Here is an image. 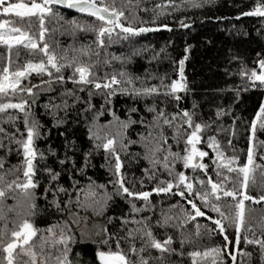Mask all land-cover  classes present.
I'll use <instances>...</instances> for the list:
<instances>
[{
	"label": "trees",
	"instance_id": "16d2710c",
	"mask_svg": "<svg viewBox=\"0 0 264 264\" xmlns=\"http://www.w3.org/2000/svg\"><path fill=\"white\" fill-rule=\"evenodd\" d=\"M18 2V0H12ZM19 2L31 3V0H19ZM39 2V0H37ZM258 0H214V3L205 5L201 8H188L186 5L180 9L173 11L172 7L165 6V0H104V4L108 6H115L118 10L124 12V18L121 23L128 26V20L136 27H147L150 29L158 28L159 24H167L168 29H158L156 31H149L140 33L138 36L130 37L128 39L113 37L118 42L109 43L108 37L105 35V47L97 50L95 45V35L91 31H84L79 28L74 29L71 24L66 23L75 20L78 24H83L87 27L90 24L99 26V22L94 18L87 16V14L77 13L74 9L63 8L61 5H56L55 12L59 16L45 17L44 43L49 45L48 51L54 54L59 63L67 65L68 62H74L72 68L64 67L60 75L64 79L57 82L54 77L56 76L55 70H52L53 79L52 90L48 92H40L37 97L32 98L27 93L11 90L7 94L0 93V103H17L19 99L26 98L28 100V107H31L32 115L43 125V133H50L43 136L41 139L33 141L34 150L36 151V158L34 159V173L35 180L39 181V187L36 191V209L35 214L31 215L32 211L29 208V203L25 200L23 193L20 189L15 187L14 181L18 177L22 178L23 175V150L20 145L15 141L10 142L7 138L0 137V159L3 160V166L0 167V175L4 176V180L0 181V188L5 189V195L0 197V229L4 231V235L0 236V241L6 242L10 238V233L13 230H18L19 224L25 219H28L37 230H45L43 235L47 237V229L49 226L62 223L64 226L70 225L74 230L75 243L71 244L72 252L70 253L75 264H100L96 258V251L99 248L102 251H116L115 240L107 244L101 243L104 240V229L107 228L108 234L111 235L117 232L119 228V218L123 214H129L128 218L131 219V209L127 198L120 196H113L111 201L103 208H97L96 201L99 200L104 191L109 193L113 192L114 186L109 184L112 173L108 170H114L115 158L110 154L108 159H105V150L103 147L96 149L93 147V142L88 138V129L85 125L83 117L79 118V123H69L68 127L53 126L51 117L46 114L45 109L41 105L45 103L60 104L62 103L61 93H66L67 90H73L76 95H80L81 100L89 99L88 93L91 90V85H74L69 76L73 75V70L76 64L86 65L89 67L91 78L99 82L105 78H110L116 75L121 79L120 72L124 71L128 77L133 81L132 86H127L121 80L120 88L129 87V91L134 89L159 86L161 84L160 77L165 76V85H170L172 80H177L179 83L184 84L186 90H180L175 95L179 96L176 100L175 96H165L163 94H152L148 97H143L138 100V104H133V97L129 95H122L119 91L111 98V103L104 109H101V104L104 103V94L97 93L91 97V103L95 107V112H89L87 120L92 121V116L101 113L97 116L96 125L93 129L99 139L96 143L103 144L105 138L114 139L115 148L118 152L122 170L121 174L127 177L125 185L129 188H134L135 191H148L149 208H152L150 213L147 209L142 210L136 214V219L142 217H149V223L153 225L152 231L157 239L163 241L166 236L173 238L171 247L176 251H182L183 255H177L173 252L171 255L164 253V264H192V257L188 255L189 252L199 251L204 252L205 248L217 247L223 242V237L213 235L208 237L206 229H201L202 235H196V225H204L207 223L205 218H195L188 220L186 224L178 228L155 227L156 221L160 218L162 212H166L168 216L174 217L173 223L179 225V209H171L169 206L181 201L179 196H173L171 193L165 196L164 194L151 193V187L156 185L158 180H165L168 178V173L165 171L163 174L157 175L154 180L143 181V186L139 178L144 175L143 169L148 168V162L144 159L145 150L139 144H128V140H138V133L144 132L147 135V129L139 125L130 126L129 129L123 131L125 139H121L120 127L118 123H109L113 121V115L109 114V109H112L113 114L119 117L120 120H125L127 117L124 113L129 107H139V115L133 116V119L138 120L140 115H144L148 120H151V115L144 111L146 106H154L157 110L163 108L167 115L177 113L182 110L195 111L197 113V121L202 117L204 121H208L209 117L215 119V106L232 105L234 115L240 117L235 125V133L229 127L232 122V117L229 116L219 122L212 129L205 130L201 139L203 143H198L197 147L209 153L205 158L199 160L198 163H205L209 165L208 174L204 175L198 173L200 179L207 181L209 177L214 182H219L223 175H229L231 182L225 185L226 190L240 191V182L243 177L237 172L227 173V169H222L221 176L217 177L216 172L212 169L217 165L212 164L213 149L208 148V137L216 134V139L219 146V151L223 153L224 158L235 156L236 161L232 165L233 168H238L247 160L248 154V140L246 130L250 126L251 118L259 107V102L264 99V90L259 86L256 88H248L245 90V84L248 82L242 80L239 71L243 67L248 71L256 69L258 66L255 63L258 59H264V18L260 16H239L241 12L251 11L256 5ZM181 0H168V4H180ZM260 4H264V0H259ZM160 5L157 9L155 6ZM144 9H147L146 11ZM164 13L158 15L157 13ZM168 13H171L170 15ZM239 18L237 19V17ZM135 17V18H134ZM155 17V22L153 18ZM0 19H10L13 21L11 26L19 27L21 30L28 31L29 35L33 36L39 41V19L33 17H14L4 16L0 14ZM183 20L184 23L191 25L189 28L184 29L178 26L179 22ZM31 25V27H29ZM118 32L119 30H114ZM189 46V51L184 52L185 46ZM43 47V44H39ZM87 49L88 54H84ZM144 49H147L146 51ZM163 50V51H162ZM8 49L4 45H0V73L3 71V64L8 58ZM139 52V55L133 53ZM98 52V55H97ZM19 53V56H17ZM113 57H116L113 59ZM235 57V60L232 58ZM11 59L14 63L10 64V71H15L16 67H22L25 62H44L47 64V59L43 53L36 50L25 49L23 46H15L11 51ZM184 59L183 78L180 76L179 60ZM105 60L108 62L105 63ZM227 73H233L228 75ZM78 78V77H77ZM47 74L32 73L27 79H23L21 83L30 87L35 82L41 80H49ZM258 85V82H257ZM20 87L19 85L17 86ZM117 87V86H113ZM81 88L83 91L81 92ZM224 89L226 91L217 94V90ZM240 91L239 99H236L235 90ZM95 91V90H93ZM71 98H67L69 105L72 103ZM35 101V103H33ZM207 101V102H206ZM235 101V103H233ZM195 105V108L193 107ZM86 107L81 104L75 111H80V108ZM212 109L211 111L209 109ZM27 110V108H26ZM60 116L64 113L60 112ZM10 117H17L15 126ZM32 117H29L31 123ZM71 120V117H69ZM177 123H179V116H177ZM0 127L5 132L14 134L16 140L24 137V116L17 110L6 109L0 112ZM194 127V125H193ZM217 127L227 128V132L221 131L217 133ZM17 129L19 131H17ZM169 136V143H171V130L166 129ZM181 133L191 131L187 126L180 129ZM60 132L69 133L68 139L74 141L77 148V159L79 163L77 167L83 165V153L88 149H92L89 160V166L84 169L82 176L76 175L74 180L79 181L77 188L81 189L79 198L71 203L73 212L85 216L94 222L103 223V234L97 239L82 241L79 234L74 229L73 223L68 215V208L65 202L72 200L77 193L72 191L59 197L60 207L56 208L49 204L53 199L49 194L47 200L43 199L44 188L43 185L47 183V177L44 176V168H52L55 161L62 158L64 152L63 144L64 138L59 135ZM229 138L231 145L229 146ZM186 139V136L183 137ZM183 139L177 148L176 144H172L171 151H180L183 155L184 143ZM121 143L127 145L125 149L121 148ZM57 149L61 153L60 157H53L49 153V149ZM43 154V159H41ZM138 154V155H137ZM264 131L260 130L257 124V131L254 135L253 141V164L250 167L253 171L249 175L248 187L245 189L247 195H251L255 200H259L260 195H264ZM159 160L164 159V155L160 154ZM218 163H221V158H217ZM103 165V167H102ZM169 166L172 167L171 162ZM259 166V167H257ZM175 171H185L187 176H193V169H184L183 164L174 166ZM159 170V165L157 166ZM15 169V170H14ZM55 170H59L57 167ZM89 178L95 182L96 185H105V189L90 188ZM67 178L60 180V186L66 189H71V182H66ZM11 183L12 188L7 189L5 186ZM199 187V185H197ZM178 189L174 188L173 191ZM87 192L94 194L89 197ZM253 199V200H254ZM239 199L232 200L231 198H221V210L226 215L235 214V204ZM245 201L244 202V227H249V238L264 239L262 229H264V203ZM158 201L160 203H158ZM137 208L145 203L143 200L133 201ZM198 206L199 201H196ZM190 208V205H186ZM207 211V210H205ZM194 215V214H193ZM219 218V214H214ZM109 217H117L116 221L109 222ZM115 225V226H113ZM131 227V225H129ZM55 234L60 233V228H55ZM126 231V229H125ZM123 232L118 235H123ZM181 239H184L183 246ZM234 242V236H230ZM139 238L136 239L135 245L140 247ZM40 233L33 237L29 246L32 247L36 254L43 256L45 264H56L53 257L59 253L52 249L49 254V249L44 247L41 251ZM128 243L121 241L120 250L127 253ZM63 248V245L60 246ZM239 248L245 252H251L252 256L249 264H261L259 248L252 245H245L243 242L239 244ZM14 251V264H24L25 261L31 264V260L20 253L17 248ZM79 253V257H77ZM145 256L156 257L161 255L156 250H151L150 253L145 252ZM226 255V254H225ZM4 253L2 252V243H0V264H6L3 259ZM135 259V257H132ZM241 256L237 255L236 264H240ZM213 257L209 256L204 259L197 258V264H212ZM151 264V262H150ZM159 264V262H156ZM229 264L232 261L229 260Z\"/></svg>",
	"mask_w": 264,
	"mask_h": 264
},
{
	"label": "snow or ice",
	"instance_id": "6c2138e0",
	"mask_svg": "<svg viewBox=\"0 0 264 264\" xmlns=\"http://www.w3.org/2000/svg\"><path fill=\"white\" fill-rule=\"evenodd\" d=\"M214 3V0H181L180 4H168V0H165V6L172 7L173 11L180 9L182 6H187L188 8H201L205 5H210ZM56 5H62L67 9H74L77 13L87 14V16L94 18L95 21L99 22V26L90 24L85 27L83 24H78L75 20L66 22L71 24V26L76 29L79 28L84 31H91L95 35V45L97 50L105 47L104 37L107 35L109 43L118 42L114 40L113 37L128 39L130 37L138 36L140 33H145L149 31H156L158 29H168L167 24H159L158 28H147V27H136L132 20H128V26L121 23V19L124 18V12L118 10L115 6H108L104 4V0H31V3L24 2H12V0H0V14L4 16H14V17H33L36 16L39 19V41H37L33 36L29 35L28 31L21 30L19 27H11L13 23L10 19H0V45L6 46L8 51V58L3 64V71L0 73V93L7 94L8 89L19 91L21 93H27L28 96L39 95V92L34 93L33 89H40L41 92L47 91L44 88L45 84H50L53 79L52 70H55L56 76L54 79L57 82L63 81V75H60L61 70L64 67L72 68L74 62H68L67 65L59 63V59L54 54L48 51L49 45L44 43V34L46 32L45 28V17L59 16L58 12L54 11ZM157 9L160 5L155 6ZM145 11L147 9H144ZM158 15H163L164 13H157ZM169 15L171 13H168ZM239 16H260L264 18V4H260L259 0L253 9L248 12H241ZM237 17V19L239 18ZM135 18V17H134ZM155 22V17L153 18ZM180 28L187 29L191 25L186 24L181 20L178 24ZM31 27V25H29ZM118 29V32L114 30ZM170 30V29H168ZM43 44V47H39V44ZM15 46H23L25 49L36 50L43 53L44 57L47 59V64L44 62H25L22 67H16L15 71H10V64L14 63L11 59V51ZM145 51L147 49H144ZM163 51V50H162ZM189 51V46H185L184 52ZM84 54L87 55V49L84 50ZM134 55H139V52L133 53ZM98 55V52H97ZM19 56V53H17ZM116 57H113L115 59ZM235 60V57L232 58ZM108 61L105 60V63ZM185 60L180 59V76L183 78V66ZM258 66V71L252 69L251 71L241 68L239 75L242 80L250 81L251 84H245V90L249 87L256 88L259 86L260 89L264 90V59H258L255 61ZM47 74L49 76V81L41 80L40 84L32 85L30 87L25 86L21 83L23 79H27L30 74ZM228 75H233V73H227ZM78 77V78H77ZM121 79H118L114 74L110 78H105L102 82H99L91 78V73L89 67L86 65L76 64L73 75L69 76V80L74 85H91V90H89V99L81 100L80 95H76L73 90H67L66 93H61L62 103L60 104H50L45 103L41 105L45 109L46 114H48L52 121L53 126H64L68 127L69 123H79V118L83 117L85 120V125L88 129V138L93 142V147L99 149L103 147L105 150V159H108L109 154L115 158L114 170L109 168L108 170L112 173V177L109 180V184L114 186L113 192L109 193L104 191L99 200L96 201L97 208H103L111 201L113 196H120L122 198H127L131 209L132 218L129 219V214H123L122 218H119V228L117 232L109 235L107 228L104 229V240L101 241L103 244H107L110 241L115 240L116 251H102L97 249L95 255L100 261V264H164V253L171 255L176 252L177 255H183L182 251H176L171 247L173 244V238L171 236H166L163 241L156 238L152 228L154 227L149 223V217H142L141 219H136V214L144 209H147L150 213L152 208H149V196L148 191H135L133 188H129L125 185V180L127 177L122 176V164L121 159L115 148L114 139L105 138L103 144L96 143L99 137L96 136L93 129L97 127L96 119L101 113H97L92 116V121L88 122L87 117L89 112H95V107L91 103V97L97 93L104 94V103L101 104V109H104L111 103V98L119 91L122 95H129L133 97V104H138V100L143 97L151 96L152 94H163L165 96H175L176 100H179V96L175 94L180 90H186L184 84L179 83L177 80H172L170 85H165V76H161V84L159 86L144 87L139 89H134L129 91V87L120 88L121 80L127 86H132L133 81L124 71L120 72ZM258 82V85H257ZM20 86L19 88L17 86ZM117 86V87H113ZM95 90V91H93ZM83 88H81V92ZM226 90H217V94L224 92ZM236 99H239L240 91L235 90ZM72 99L71 105H69L67 98ZM207 102V101H206ZM28 100L26 98L19 99L17 103H0V112L6 109L17 110L20 114L24 116V132H26V137L24 133L21 136L24 137L20 140H16L14 134L5 132V130L0 127V137L7 138L10 142L15 141L16 144L20 145L23 150V175L22 178L18 177L15 183V187L20 189L23 193L25 200L29 203V208L32 210L31 215L35 214L36 209V191L38 190L39 181L35 180L34 173V159L36 158V151L34 150L33 141L35 139H41L43 136H47L50 133H43V125L32 115L31 107H28ZM35 103V101H33ZM235 103V101L233 102ZM81 104L86 105V107L80 108V111H75L79 108ZM195 108V105L193 106ZM27 108V110H26ZM212 110L211 108L209 109ZM109 114L113 115V121L109 123H118L120 127L121 139H125L123 136V131L130 128V126L139 125L142 128L147 129V135L144 132L138 133V140H128V144L139 143L145 150L144 159L148 162V168L143 169L144 175L139 178L141 185L143 186V181L145 178L148 180H154L157 175L163 174V172L168 173V178L165 180H158L155 186L151 187V193L157 195L172 194L173 196H179L181 198V203L178 201L174 205H170L171 209H179V225L173 223L174 217L168 216L166 212H162L160 218L157 219L155 227L166 228L173 227L178 228L181 225L187 223L188 220H193L195 218H205L207 223L204 225H196V235H202L201 229H206L208 237L213 235H218L223 237V242L212 248H205L204 252L199 251L189 252L188 255L192 257V264H197V258L204 259L206 257L212 256V264H229V260L232 264H236L237 255L241 256L240 264H249V260L252 256L251 252H245L243 249L239 248V244L243 242L245 245H252L259 248V254L261 259V264H264V239L249 238L248 231L249 227H244V202L251 201L254 199L253 196L247 195L245 189L248 187L249 175L253 171L250 165L253 164V141L254 135L257 131V124H259L260 130L264 131V99L259 102V107L255 114L251 118L250 126L247 127L246 134L248 140V154L247 160L238 168H233L232 165L236 161L235 156L224 158L223 153L219 151L218 142L216 139V134L208 137V148L213 149L212 164L217 165L216 168L212 169L216 172L217 177L221 176L222 169H227V173L237 172L243 177L240 182V191L236 192L234 190H226L225 185L231 182V177L229 175H223V178L219 182H214L211 177L207 181L200 179L197 175L202 173L204 175L208 174L209 165L205 163H198V159L205 158L209 155L208 152L202 151L197 147L198 143H203L201 139L202 134L205 130H211L212 127L217 125V122L231 116L232 122L229 126L232 130V134L235 133V125L240 117L234 115V110L232 105L221 106L217 104L215 106V119L209 117L208 121H204L202 117L197 121V113L195 111H189L187 109L182 110L177 113H172L167 115L165 109L161 108L159 110L154 106H146L144 111L151 115V120H148L146 116L140 115L139 119H133V116L139 115V107H129L124 115L127 117L125 120H120L116 117L112 109H109ZM63 112L64 115L60 116L59 113ZM32 117L31 123H29V117ZM177 116H179V123H177ZM71 117V120H69ZM13 122V127L15 126V121L17 117H10ZM194 125V127H193ZM187 126L191 131H186L181 133L180 129ZM166 129L171 130V143H169V136ZM227 128L217 127V133L224 131L227 132ZM17 131H19L17 129ZM59 135L64 138V152L62 158L55 161L52 168L45 167L43 172L44 176L47 177V183L43 185L44 194L43 199L47 200L48 195L51 194L53 199L49 201L51 206L56 208L60 207L59 197L63 194L75 191L77 197L79 198L81 189L77 188L79 181L74 180L73 177L76 175L82 176L84 174V169L89 166V160L92 153V149H88L83 153V165L77 167L79 163L77 159V153L79 149L77 148L74 141L68 139L69 133L60 132ZM186 136V139L183 137ZM183 139L185 145L183 150V155L180 151L172 152V144H176L179 148V144ZM231 145V140L229 138V146ZM0 147H3L0 144ZM127 145L121 143V148L125 149ZM50 155L53 157H60L61 153L57 149H49ZM160 154L164 155V159L161 161L158 159ZM138 155V154H137ZM41 159H43V154H41ZM217 158H221V163H218ZM264 159V157H261ZM171 162L172 167L169 166ZM180 163L183 164L184 169H193V176H187L185 171H175L176 165ZM159 165V170L157 166ZM3 166V160L0 159V167ZM59 170H55L56 168ZM103 167V165H102ZM259 167V166H257ZM15 170V169H14ZM67 178L66 182H71V189H66L60 186V180ZM4 180V176L0 175V181ZM199 185V187H197ZM7 189L12 188V184L9 183L5 186ZM90 188H100L105 189V185H96L94 181L89 178ZM176 188L178 190L173 191ZM5 195V189L0 188V197ZM221 198L227 199L232 198V200L239 199V203L235 204V214L226 215L221 210ZM143 200L145 203L141 204L137 208L133 201ZM260 201H264V195L259 196ZM196 201L200 202L201 206H198ZM70 203V201L65 202V206ZM158 203H160L158 201ZM190 205V208L186 207ZM207 210V211H205ZM194 214V215H193ZM214 214H219V218H216ZM117 217H109V222L116 221ZM131 225V227H129ZM115 226V225H113ZM60 228V234L55 235V228ZM126 229V231H125ZM45 230H37L34 228L33 224L25 219L19 224L18 230H13L10 233V238L6 242L0 241L2 243V252L4 253L3 259L6 264H14V249L19 248L20 251L28 256L31 260V264H37L36 251L29 246L30 241L35 237L38 232L40 233L41 251H44V247L49 249V254L52 249H55L59 255L53 257L56 264H75L70 253L72 252L71 244L75 243V236L73 235L74 230L70 225L64 226L62 223H58L54 226H49L47 231V237L43 235ZM123 232V235H118V233ZM262 234H264V229H262ZM4 235V231L0 229V236ZM230 236H234V242L230 239ZM140 240V247L137 248L135 245L136 239ZM121 241L128 243L127 253H123L120 250ZM181 245L184 244V239H181ZM63 245L61 249L60 246ZM151 250H156L161 255L156 257L145 256L144 253H150ZM226 254V255H225ZM79 257V253L76 254ZM135 257V259H132ZM24 264H28L27 261ZM40 264H45L43 256L40 257Z\"/></svg>",
	"mask_w": 264,
	"mask_h": 264
},
{
	"label": "rangeland",
	"instance_id": "374dc122",
	"mask_svg": "<svg viewBox=\"0 0 264 264\" xmlns=\"http://www.w3.org/2000/svg\"><path fill=\"white\" fill-rule=\"evenodd\" d=\"M11 27H14V26H11ZM45 81H49V80H45ZM40 82H35L32 85H38V84H40ZM44 88L47 89V91H43V92L51 91L52 90V81L50 84H45ZM11 90L12 89H8L7 91H11ZM33 91H34V93H36V92L40 93L41 92L40 89H37V88H34ZM30 97L35 98V97H37V95H33ZM93 194H94L93 192H87V195L89 197H91ZM75 200H77V196H75L72 200H70V203L67 204V208H68V215H69V217L73 223L74 229L79 234L80 240L89 241V240L97 239L98 237H100L103 234V223L102 222H94L85 216H82V215H79V214L73 212L71 209V203L74 202ZM237 203H239V200L237 201ZM59 234L60 233H57L55 235L58 236ZM19 252L22 253L21 251H19ZM40 257L41 256L36 255L37 264H40Z\"/></svg>",
	"mask_w": 264,
	"mask_h": 264
},
{
	"label": "water",
	"instance_id": "95a60500",
	"mask_svg": "<svg viewBox=\"0 0 264 264\" xmlns=\"http://www.w3.org/2000/svg\"><path fill=\"white\" fill-rule=\"evenodd\" d=\"M61 6H62V5H61ZM62 7H63V8H66V7H64V6H62ZM180 71H181V69H180ZM199 160H200V159H198V162H199ZM154 194H155V193H154ZM231 199H232V198H231ZM253 201H254V202H259V203H264V201L255 200V199H254Z\"/></svg>",
	"mask_w": 264,
	"mask_h": 264
},
{
	"label": "built area",
	"instance_id": "2783aa9c",
	"mask_svg": "<svg viewBox=\"0 0 264 264\" xmlns=\"http://www.w3.org/2000/svg\"><path fill=\"white\" fill-rule=\"evenodd\" d=\"M101 82H102V81H101ZM247 84H251V82H250V81H248V82H247ZM250 88H252V87H250Z\"/></svg>",
	"mask_w": 264,
	"mask_h": 264
}]
</instances>
